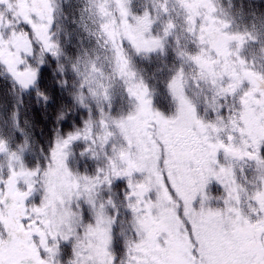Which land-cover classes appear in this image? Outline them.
Segmentation results:
<instances>
[{
  "label": "snow or ice",
  "instance_id": "snow-or-ice-1",
  "mask_svg": "<svg viewBox=\"0 0 264 264\" xmlns=\"http://www.w3.org/2000/svg\"><path fill=\"white\" fill-rule=\"evenodd\" d=\"M0 264H264V0H0Z\"/></svg>",
  "mask_w": 264,
  "mask_h": 264
},
{
  "label": "trees",
  "instance_id": "trees-1",
  "mask_svg": "<svg viewBox=\"0 0 264 264\" xmlns=\"http://www.w3.org/2000/svg\"><path fill=\"white\" fill-rule=\"evenodd\" d=\"M28 118L35 123V132L37 136L41 132H44V137L42 139H47L48 129L51 127V121L54 119V113L52 109H48L45 113L42 109H37L35 111H30L28 113Z\"/></svg>",
  "mask_w": 264,
  "mask_h": 264
}]
</instances>
